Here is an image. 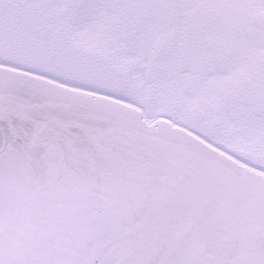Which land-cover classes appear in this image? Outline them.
Here are the masks:
<instances>
[{
    "label": "snow or ice",
    "instance_id": "1",
    "mask_svg": "<svg viewBox=\"0 0 264 264\" xmlns=\"http://www.w3.org/2000/svg\"><path fill=\"white\" fill-rule=\"evenodd\" d=\"M0 264H264V0H0Z\"/></svg>",
    "mask_w": 264,
    "mask_h": 264
}]
</instances>
